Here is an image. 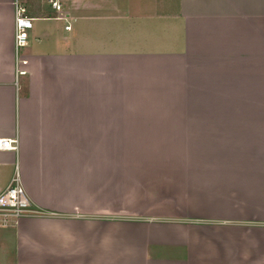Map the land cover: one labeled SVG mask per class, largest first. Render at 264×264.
<instances>
[{"label":"crops","instance_id":"1","mask_svg":"<svg viewBox=\"0 0 264 264\" xmlns=\"http://www.w3.org/2000/svg\"><path fill=\"white\" fill-rule=\"evenodd\" d=\"M0 0V264H264V0Z\"/></svg>","mask_w":264,"mask_h":264},{"label":"built area","instance_id":"2","mask_svg":"<svg viewBox=\"0 0 264 264\" xmlns=\"http://www.w3.org/2000/svg\"><path fill=\"white\" fill-rule=\"evenodd\" d=\"M45 2L54 12L56 19L66 22L64 29H70V20L72 17L65 10L67 0H38ZM27 0H12L14 10V50L16 59V72L21 74V69L27 64V60L22 58L20 50L26 46L29 38V30L32 21L35 19L28 14ZM17 148V140L15 138H1L0 150H15ZM31 206L30 200L19 182L17 176L12 183L0 191V226L8 224L10 218H17L29 211Z\"/></svg>","mask_w":264,"mask_h":264}]
</instances>
